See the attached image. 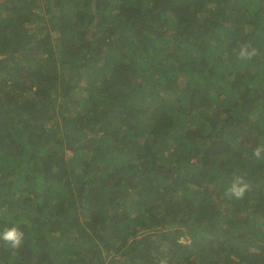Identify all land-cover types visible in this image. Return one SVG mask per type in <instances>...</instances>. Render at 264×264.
Wrapping results in <instances>:
<instances>
[{
	"label": "trees",
	"instance_id": "1",
	"mask_svg": "<svg viewBox=\"0 0 264 264\" xmlns=\"http://www.w3.org/2000/svg\"><path fill=\"white\" fill-rule=\"evenodd\" d=\"M257 146L264 0H0V264H264Z\"/></svg>",
	"mask_w": 264,
	"mask_h": 264
},
{
	"label": "clouds",
	"instance_id": "2",
	"mask_svg": "<svg viewBox=\"0 0 264 264\" xmlns=\"http://www.w3.org/2000/svg\"><path fill=\"white\" fill-rule=\"evenodd\" d=\"M257 50L250 45H242L239 49L238 56L241 60H251L257 55ZM264 146H257L252 155L255 159L264 158ZM250 185L246 182L243 176H235L230 185L225 191V195L229 199H243L245 193L249 191ZM24 233L18 226L5 227L0 229V242L10 247L11 249H19L22 246Z\"/></svg>",
	"mask_w": 264,
	"mask_h": 264
},
{
	"label": "rangeland",
	"instance_id": "3",
	"mask_svg": "<svg viewBox=\"0 0 264 264\" xmlns=\"http://www.w3.org/2000/svg\"><path fill=\"white\" fill-rule=\"evenodd\" d=\"M201 81H203V82H206L207 81V84L209 83V80L207 78H205V77H202L201 78Z\"/></svg>",
	"mask_w": 264,
	"mask_h": 264
}]
</instances>
